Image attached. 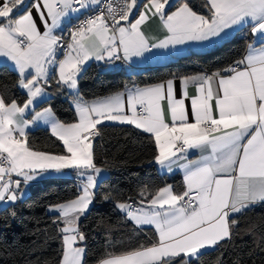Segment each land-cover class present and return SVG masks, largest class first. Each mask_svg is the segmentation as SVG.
Masks as SVG:
<instances>
[{"label": "snow or ice", "instance_id": "obj_1", "mask_svg": "<svg viewBox=\"0 0 264 264\" xmlns=\"http://www.w3.org/2000/svg\"><path fill=\"white\" fill-rule=\"evenodd\" d=\"M173 7V0H32L31 5L25 0H0V56L14 62L17 84L27 94L22 105L0 95V202L17 201L20 177L34 180L36 170H78L85 181L82 195L53 209L64 224L59 264H84L85 249L76 246L85 239L78 221L92 203L101 172L90 138L99 135L97 125L104 120L152 134L158 149L154 160L168 171L178 160L187 159L189 149L208 154L180 165L182 192L166 185L147 197L141 193V207L119 203L117 207L136 225L155 226L156 242L120 254L106 253L97 264H199L202 250L231 240L238 215L264 204V0H204L207 15L194 11L188 0ZM81 9L95 14L80 21L65 40L56 30L65 17ZM154 18L166 30L158 42L142 30ZM236 28L252 34L246 55L220 71L182 77L181 98L176 97L175 81L168 79L130 91L129 111L124 93L92 103L75 93L77 123L59 122L51 107L30 111L37 97L46 95L50 68L57 74V85L75 90L90 59L131 61L154 48L210 41ZM257 43L259 47L254 46ZM58 50L62 59H57ZM189 85L196 88L191 97ZM37 121L50 125L65 154L29 147L26 129ZM145 203L149 208L143 207Z\"/></svg>", "mask_w": 264, "mask_h": 264}, {"label": "trees", "instance_id": "obj_2", "mask_svg": "<svg viewBox=\"0 0 264 264\" xmlns=\"http://www.w3.org/2000/svg\"><path fill=\"white\" fill-rule=\"evenodd\" d=\"M32 2V1H31ZM30 2V3H31ZM183 0H175V6ZM199 14H207L204 0H188ZM29 3V4H30ZM249 35L242 31L206 52H192L167 65L128 74L126 70L105 71L91 64L78 78L79 94L86 102L106 98L124 90L149 87L168 79L197 73L211 74L229 67L246 53ZM18 73L0 66V95L6 101L23 104L27 94L20 90ZM51 86L54 95L33 112L51 107L58 121L76 123L78 114L65 93ZM99 138L92 143L94 161L108 175L94 193V205L79 222L85 237L84 264H97L106 253L120 254L140 246H151L157 235L152 228H136L117 208V203L137 202L159 188L172 185L180 191V175L159 173L154 157L158 151L153 136L128 125L103 124ZM29 147L53 155L65 154L63 143L49 129L27 134ZM81 192L76 178L52 179L31 187L29 195L0 209V264H59L63 244L61 224L49 209L76 199ZM231 240L204 252L199 264H264V204H258L236 217Z\"/></svg>", "mask_w": 264, "mask_h": 264}, {"label": "crops", "instance_id": "obj_3", "mask_svg": "<svg viewBox=\"0 0 264 264\" xmlns=\"http://www.w3.org/2000/svg\"><path fill=\"white\" fill-rule=\"evenodd\" d=\"M32 0H25V4L27 5H31ZM31 2V3H30ZM175 2V0H173V3ZM30 3V4H29ZM98 5H90V8L94 9L95 7H97ZM23 7V5L21 6ZM32 11V15L34 18H36V23L37 25L40 27V30L43 31V25L41 24L38 16H37V12L35 10V8L31 9ZM88 12L90 11H85L84 9H81L80 12L78 13H70L68 17H65L62 21H61V25L60 28H58L56 30L57 34L62 35L63 37H65L66 39L68 37H66L67 35V30L68 27L70 26L71 23H73L74 21L79 20L81 17H83L84 15H86ZM199 14V13H198ZM207 15V14H204ZM142 30L155 42H158L160 39H163L165 34H166V30L163 28L162 23L159 19H152L148 22H146L144 25H142ZM242 31H246L247 34L249 35V43L253 42V38H252V34L248 31L247 28H236L235 30H227V34H222L221 37L219 38H213L210 41H189L186 42L184 44L181 45H175V46H170L167 49H152V51L150 52H146L143 56L140 57H133L131 59V61H125V65H126V72L128 74H134V73H138V72H142L144 70L147 69H151V68H155V67H160L163 65H167L171 62H175L177 61L180 57L192 53V52H206L209 51L215 47H218L219 45H221L224 41L230 39L231 37H233L234 35H236L239 32ZM256 47H259V43H257L256 45H254ZM246 55V53H245ZM62 57H57V59H62ZM107 62L109 61H97L95 59H90L84 66H83V70L88 67L91 64H97L100 66H104ZM2 65H7L9 66L11 69H13L15 72L18 73V70L14 64L13 61H11L10 59H8L7 57L4 56H0V66ZM82 70V71H83ZM82 71L80 72V74L82 73ZM79 74V76H80ZM206 73H197V74H193L190 76H195V75H205ZM56 72L54 69H49V84L45 85V93L46 95L41 96V97H37L36 101L34 102V105L32 106V109L30 110L31 112L34 111V109L41 103H43L44 101L48 100L51 96L54 95L53 91L51 90V86L52 85H56L59 88V92L65 93L66 97L70 100L72 106L75 109V93L79 94V88H78V83H77V88L75 90L72 89H68L66 86L64 85H57L56 83ZM79 78V77H78ZM175 81V94L177 98H181V78L179 79H174ZM150 87V86H149ZM20 88V87H19ZM145 87H141V88H133V89H128V90H124L120 93H124V97H125V104H126V111H129L128 107H127V95L130 91H133L135 89H142ZM21 91H23L24 93H26L25 89L20 88ZM188 96L191 97L196 93V88L194 85H189L188 89ZM115 95V94H114ZM113 96V95H111ZM79 97L85 101L81 95L79 94ZM110 97V96H109ZM107 98V97H106ZM104 98H100V99H95L91 102L88 103H92L94 101L97 100H101ZM86 102V101H85ZM185 104L186 105H190V100L185 99ZM43 110V109H42ZM40 110V111H42ZM140 109L138 108V111ZM165 112H166V120L170 119V116L167 114V110H166V105H165ZM54 113V112H53ZM55 115V114H54ZM25 118H30L29 114L26 113ZM55 118L57 119V117L55 116ZM191 119V117H190ZM58 120V119H57ZM78 122V121H77ZM76 122V123H77ZM103 124H115V125H128L133 127L134 129H136L139 132L142 133H146L144 132L142 129H138L135 127V125H130L127 123H121L119 121H109V120H104L102 121L101 124L97 125V128H99V126L103 125ZM38 128H44V129H49L51 131L50 125L45 123L44 121H37L36 123L32 124L28 129H26V133L28 134L29 132H32ZM52 133V132H51ZM53 134V133H52ZM150 134V133H147ZM152 136V134H150ZM53 136H55L57 139L58 137L56 135L53 134ZM154 138V137H153ZM62 142V141H61ZM91 142L93 143V141L91 140ZM63 143V142H62ZM93 146V145H92ZM208 153H201L199 149H189L187 152V159H180L178 160L175 164L172 165V170L168 171L167 167H163L161 165H159L158 163L155 162V165L159 171L160 174L162 175H166V176H174V175H180L182 177V181H183V187L180 191H178L177 189H175L172 185H170L173 190L177 193L182 192L185 188V182H184V169L182 167H180L181 164H185L190 160H198L201 158L202 155H207ZM53 155V154H51ZM101 169V168H100ZM108 175V172L105 169H101V172L99 173V175L96 178V185L95 188L92 190V203L89 205L88 209L86 210V212L80 216L79 221H78V226H79V222L82 219V217L84 215H86V213L90 210V208L94 205L95 200H94V193L96 190V187L99 183V181L101 179H103L104 177H106ZM15 177V176H14ZM17 178V177H15ZM69 178H76L79 180V185L81 188V192L80 195H82V187L84 185V179L78 175V170L75 169H64L60 172H57L55 170H46V171H41V170H36V178L34 180L31 181H24L23 177H20L21 179V185L19 190H17L21 195L20 198L17 200H21V198H23L24 196H26V194H28L31 191V187L36 185V184H42L48 180H52V179H69ZM79 195V196H80ZM142 199V198H141ZM139 199L137 202H135L137 204V207H141L140 205V200ZM17 201L15 202H0V209L5 208L9 205L15 204ZM122 203H128L131 204V202H122ZM119 203H117L118 205ZM258 205V204H257ZM56 206H54L55 208ZM143 207L145 208H149V205H147V203H145L143 205ZM52 208V209H54ZM118 208V207H117ZM118 210L127 218L126 213L124 211H122L121 209L118 208ZM53 215H56V217L58 216V213L56 211L53 210ZM128 219V218H127ZM136 228H152L155 233V226L154 225H136L133 221H131L130 219H128ZM60 224H61V228L64 227V224L61 220H59ZM62 233V232H61ZM63 235V233H62ZM156 235H158L156 233ZM229 241V240H228ZM228 241H224L222 242V244L228 242ZM76 246H80L83 247L80 242H77ZM218 247V246H216ZM216 247L213 248H208L206 250H202L203 252L209 251V250H213ZM84 248V247H83ZM84 257H85V252H84ZM84 257H83V262H84Z\"/></svg>", "mask_w": 264, "mask_h": 264}, {"label": "built area", "instance_id": "obj_4", "mask_svg": "<svg viewBox=\"0 0 264 264\" xmlns=\"http://www.w3.org/2000/svg\"><path fill=\"white\" fill-rule=\"evenodd\" d=\"M102 3H103V0H102ZM100 5H98L97 7H95L94 9H99ZM95 12L94 11H90L88 12L86 15H84L83 17H81L79 20L77 21H74L73 23L70 24V26L68 27V30H67V35L66 37H68L69 35V31L70 30H73L75 28V26L82 20L86 19L87 16H90V15H94ZM65 38V37H64ZM65 40H67L65 38ZM63 56V52L62 51H59L57 52V57H62ZM233 64V63H232ZM231 64V65H232ZM230 65V66H231ZM126 69V65H125V62H124V59H119V60H116V59H113L112 61H109L105 64L104 66V70L105 71H114V70H124ZM98 129V128H97ZM100 136V132H99V135L97 136H94V137H91L90 139L92 141H94L95 139L99 138ZM13 179H16L14 176H13ZM76 181L79 183V180L76 179ZM131 204L133 205V207H137V204L135 202H131Z\"/></svg>", "mask_w": 264, "mask_h": 264}, {"label": "rangeland", "instance_id": "obj_5", "mask_svg": "<svg viewBox=\"0 0 264 264\" xmlns=\"http://www.w3.org/2000/svg\"><path fill=\"white\" fill-rule=\"evenodd\" d=\"M29 193H30V192H29ZM29 193L26 194V196H24L23 198H21V200L24 199V198H26V197L29 195ZM52 208H54V207H51V208L49 209V213H51V214L53 213V209H52Z\"/></svg>", "mask_w": 264, "mask_h": 264}, {"label": "water", "instance_id": "obj_6", "mask_svg": "<svg viewBox=\"0 0 264 264\" xmlns=\"http://www.w3.org/2000/svg\"><path fill=\"white\" fill-rule=\"evenodd\" d=\"M19 190V189H18ZM82 246L85 244V239L83 241H79Z\"/></svg>", "mask_w": 264, "mask_h": 264}]
</instances>
